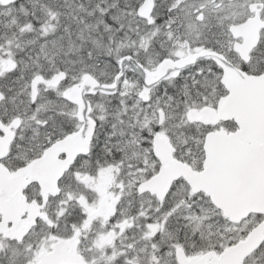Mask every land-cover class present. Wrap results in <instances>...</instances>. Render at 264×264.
I'll list each match as a JSON object with an SVG mask.
<instances>
[{"label": "snow or ice", "instance_id": "6c2138e0", "mask_svg": "<svg viewBox=\"0 0 264 264\" xmlns=\"http://www.w3.org/2000/svg\"><path fill=\"white\" fill-rule=\"evenodd\" d=\"M0 264H264V0H0Z\"/></svg>", "mask_w": 264, "mask_h": 264}]
</instances>
